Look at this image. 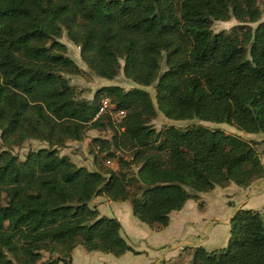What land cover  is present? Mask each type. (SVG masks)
<instances>
[{
	"label": "trees",
	"instance_id": "16d2710c",
	"mask_svg": "<svg viewBox=\"0 0 264 264\" xmlns=\"http://www.w3.org/2000/svg\"><path fill=\"white\" fill-rule=\"evenodd\" d=\"M261 16L258 0H0V264H73L77 246L138 255L120 222L90 206L94 197L129 201L132 215L158 233L197 194L264 179L259 142L149 124L159 112L264 134ZM231 18L237 26L212 31ZM63 33L97 77L121 71L137 86L155 84L157 108L141 88L106 86L91 101L77 98L64 75L80 70L59 42ZM103 99L110 111L125 112L121 131L109 112L97 116ZM104 129L112 139H93L94 161L104 154L116 171H90L59 155ZM27 140L48 148L21 161L8 149ZM228 225L226 247H195L190 264H264V207L239 209ZM42 252L56 258L40 262Z\"/></svg>",
	"mask_w": 264,
	"mask_h": 264
},
{
	"label": "rangeland",
	"instance_id": "374dc122",
	"mask_svg": "<svg viewBox=\"0 0 264 264\" xmlns=\"http://www.w3.org/2000/svg\"><path fill=\"white\" fill-rule=\"evenodd\" d=\"M258 3L262 10L261 22L264 21V6H262V0H258ZM237 25L238 22L231 18L228 22H214L211 29L214 33H218L221 31H229ZM256 25L257 24H251L249 26L255 28ZM59 42L65 46L66 56L70 58L80 70L79 75H64L74 89L77 98L91 101L95 92L101 87L106 86H119L124 90L141 88L150 94L154 106L157 108L154 99L155 84L150 87L137 86L133 82L127 80L121 71L112 80L99 78L81 60L79 49L67 38L65 33L62 34ZM164 70L165 67L162 65L161 72ZM106 103H108L107 107L104 108ZM101 108H103V112L110 113L113 124L116 128H118V125L122 120V116H120L119 111H110L109 102H106V99L101 101ZM149 124L155 131H160L164 127L168 126L181 129L193 126H203L209 129L222 130L224 133L237 136L246 142H259V145H257V151L260 155L262 163H264V134L262 133L248 134L227 124H215L210 122H201L198 120H169L159 112H157L155 119H153ZM112 135L113 133L110 129L89 131L85 135L82 142H68L65 148L59 149V155L68 156L77 167L84 166L90 171H103L105 169L116 171L118 167L115 159L104 158V154H102L98 157L97 162L94 161V156L97 153L98 148L95 143L92 142L93 139L110 141L112 139ZM0 145H2L1 140ZM41 148H48V146L47 144L36 140H27L21 146L11 147L8 150L22 161L29 152L37 151ZM3 149L6 148L3 147ZM115 154L117 153L115 152ZM126 156L129 158L128 154H126ZM135 171L136 170L133 169V172ZM232 187L239 189V187L235 185ZM133 190L134 188L131 189V191ZM211 193L212 191L197 194L199 202H195L194 200L188 201L184 206L183 213L179 216V219L176 218L175 214H173L171 222L173 236L170 234V237L166 235V232L161 235L154 234V231H152L147 225L139 222L132 215L129 201L112 202L105 196L94 197L90 202V206L97 209L99 216L116 218L122 226V237L126 240L133 251H136L139 254L135 255L128 252L129 254L116 258L110 254L98 252L88 253L83 247L77 246L72 251V263L166 264L167 262H162L160 260L159 262L156 261L162 257L166 258L170 254L171 247L183 248L184 251H182V253L184 254H188L190 250L192 251L198 246H202L209 252L226 247L229 239V226L228 224H225V220L230 218L229 213H231L232 208L234 207L228 206L224 198L219 197V194L212 195ZM189 202L190 204L188 205ZM199 203H202L201 207H198ZM249 206L253 209H259V205L255 203V201L251 202ZM218 220H220V222ZM150 250H153L154 252H150ZM41 255L42 259L40 262L51 257L52 259L56 258L55 255H49L46 252H42ZM185 259L186 257H183L182 259H179V262H175L174 259H171L170 264H190L191 258L188 261ZM182 260L185 262H182Z\"/></svg>",
	"mask_w": 264,
	"mask_h": 264
},
{
	"label": "crops",
	"instance_id": "0c3cea01",
	"mask_svg": "<svg viewBox=\"0 0 264 264\" xmlns=\"http://www.w3.org/2000/svg\"><path fill=\"white\" fill-rule=\"evenodd\" d=\"M262 164H264V163H262ZM232 186H234V185L231 184L230 186H228L226 188L216 187L214 189V191H212V193H211L212 195L219 194V197L224 198V200L226 201V204L228 206L234 207V208H232L231 213H229L230 218L225 220L226 221L225 224L229 223L232 215L239 209H251V210L260 211L264 207V179L256 181L252 186H250L246 189H243V188L235 189ZM188 201H191V200H188ZM253 201H255V203H257L259 205V209H253V208H251V206H249L251 204V202H253ZM189 204H190V202L188 203V205ZM183 208L179 212H172L170 214V222H169V225L166 229H164L158 233H155V232H153V233L161 235L164 232H166L167 236L170 237V234L173 236L172 229H171L172 228L171 227L172 216H173V214H175L176 218L179 219V216L183 213V210H184ZM218 221L220 222V220H218ZM170 249H171L170 254L166 258L162 257L161 259H158L156 262H159V260H160L162 262H167L166 264H170L171 259H174L175 262H177V261L179 262V259H182L183 257H186V259H185L186 261L190 260V258H191V250L188 252V254H184V253H182L183 248L171 247ZM150 252H154V251L150 250ZM126 254H129V253H126ZM126 254H124L123 256H125ZM123 256H121V257H123ZM183 261L184 260H182V262Z\"/></svg>",
	"mask_w": 264,
	"mask_h": 264
},
{
	"label": "built area",
	"instance_id": "2783aa9c",
	"mask_svg": "<svg viewBox=\"0 0 264 264\" xmlns=\"http://www.w3.org/2000/svg\"><path fill=\"white\" fill-rule=\"evenodd\" d=\"M106 102H109V100L108 99H106ZM107 104L108 103H106V105L104 106V108H106L107 107ZM101 113H103V108H101L100 110H99V112H98V114H97V116L98 115H100ZM119 113H120V116H122V120L124 119V117H125V112H123V111H119ZM121 120V121H122Z\"/></svg>",
	"mask_w": 264,
	"mask_h": 264
}]
</instances>
